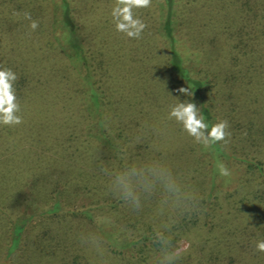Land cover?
<instances>
[{
    "label": "rangeland",
    "instance_id": "1",
    "mask_svg": "<svg viewBox=\"0 0 264 264\" xmlns=\"http://www.w3.org/2000/svg\"><path fill=\"white\" fill-rule=\"evenodd\" d=\"M156 1L74 0L81 41L90 54L108 51L101 78L109 83L114 118L105 125L118 144L110 158L89 138L85 96L73 92L76 86L57 91L60 80L75 85L77 71L64 68L49 49L52 0H0V69L15 73L21 117L18 124L0 123V264H264V251L256 248L264 240V36L257 38L264 1L252 0L249 12L236 7L237 0L223 10L196 0L181 27L187 38L180 46L190 59L200 55L208 62L203 67L211 85L204 94L217 122L227 121L225 157L168 116L176 99L190 96L167 69ZM122 3L136 5L133 12L145 24L138 39L115 29L112 9ZM24 11L38 21L35 30ZM227 25L251 30L255 52H232L230 36L216 31ZM12 105L0 106V117ZM153 163L171 171L174 189L157 181L145 190L133 170L146 174ZM122 180L135 200L123 195ZM56 202L61 209L53 212ZM22 221L17 236L14 227Z\"/></svg>",
    "mask_w": 264,
    "mask_h": 264
},
{
    "label": "trees",
    "instance_id": "2",
    "mask_svg": "<svg viewBox=\"0 0 264 264\" xmlns=\"http://www.w3.org/2000/svg\"><path fill=\"white\" fill-rule=\"evenodd\" d=\"M195 1L196 0H157L155 3L158 5V10L156 11V13H158L157 16L154 17V21H158V29L156 30L159 33L160 38L163 39V50L165 51L167 57V69L172 73H175L180 78V81L185 82L187 88L192 92L193 96L190 97V102L195 103L196 106L199 107L204 121L209 126L208 129H205V132H208L211 130V126L217 123V118L212 110L213 103L209 100L210 96L207 97L204 94L207 90L206 88H209L211 85L208 73L206 69L204 71L203 67V65L208 64V62L206 59L204 60L205 56L200 55H198L196 59H190V52L189 54L186 53V51L180 46V44L186 43L187 38H182L180 35L181 27L187 21L185 17L187 14L186 8H190ZM251 1L252 0H237L236 7L242 6L243 9L251 12L255 8L253 7L254 5ZM201 2L205 6L212 2V4H215L218 9L223 10L228 8L227 4H230L229 2L232 3L233 0H202ZM52 8V41L48 43L50 46L49 49L54 51L56 55L60 56V60L62 61L61 64L64 68L73 67L74 70L77 71H75L77 74H74L76 77L74 78L75 85L73 84V80H68V82H66V86H63L60 84V80V82H58L57 91L60 90L61 92L59 93H62V88L70 91L68 89L69 86L74 90V86H76V89L73 92H80L85 96L86 111L88 112L91 120V128L88 132V135L90 136L89 138L96 140L101 143V145H104L108 149L110 158H113L116 155L115 152L117 151L118 144L114 137H109L105 125L113 123L112 119L114 117L111 116L109 110V106L113 103V100L109 97V93L107 91L110 88L106 77H104V79L101 78V76L105 75V70L110 64V61L108 60L109 58H107L108 51L103 48H99L98 50H95V53L98 55L95 56L94 52H92L93 54H90L89 48L85 45V40L81 41L80 35L78 34L79 19L74 5V0H52ZM75 12L76 15L73 14ZM225 14L226 16L229 15L227 13ZM222 16L225 15H220V18H222ZM252 17L255 18L256 14H253L252 16L248 15V18ZM216 28L218 34H227L230 36V39L233 40L234 43L231 46L232 52H238L242 56H248L252 54V52H255L254 41H251L250 38V36L253 35V32H250L251 30L248 31L245 27H240L231 31L229 30L231 28H229L228 25L225 26V28H221L220 26ZM254 28H256V26L251 29ZM262 28V35L257 36V38L264 36V26ZM233 59L235 60L234 64L238 68V63L240 62L239 59H241V57L236 55L233 56ZM99 71L103 72L100 74ZM233 71L236 73L239 72V70L237 71L235 69ZM231 76L235 78L236 75L231 73ZM13 82L14 81H12V90L15 94L16 92H19V89L16 87L17 82ZM106 84L108 85V89L105 88ZM16 98L15 94V99ZM11 102L15 103V100H13L12 96L7 94V89H0V106L5 104L6 107H9L11 106ZM146 114V117L149 116L150 118L153 113L147 112ZM210 144L216 157L226 156V146L221 140ZM235 157L229 158L237 160L240 163L246 162L244 160L237 159L238 157ZM249 164V167H255L253 163ZM256 168H259V171L262 172L261 167ZM213 184H215V182H213ZM210 195L213 196V194ZM60 209V203L56 202L55 209L52 211L56 212L60 211ZM14 228V230L17 231L18 236V234L25 229V222L22 221L16 223ZM146 240L148 241V238L147 236H144L142 243H146ZM126 242L131 244V241L126 240ZM16 244L17 242L14 244V248L16 247Z\"/></svg>",
    "mask_w": 264,
    "mask_h": 264
},
{
    "label": "clouds",
    "instance_id": "3",
    "mask_svg": "<svg viewBox=\"0 0 264 264\" xmlns=\"http://www.w3.org/2000/svg\"><path fill=\"white\" fill-rule=\"evenodd\" d=\"M149 0H139V3L146 6ZM136 5L131 3L117 4L112 9V17L115 24V29L118 32L123 33L129 38H140L145 24L144 22L134 14L133 8ZM23 17L29 21V27L35 30L38 27V21L32 18L31 12L24 11ZM15 80V73L11 69L4 68L0 69V89H7V94L13 97L15 100V94L12 90V81ZM181 93L186 94L188 97L192 95V92L188 88L179 89ZM19 111L18 103H13L9 109L7 116L0 117V123L5 124H18L20 123L21 117L17 115ZM168 116L170 119H174L180 123L183 128L193 136L198 142L204 144L212 143L215 141L224 140L228 135L226 129L228 127L227 121L219 120L217 123L211 126V130L205 132L208 129V124L204 121L202 114L200 113L199 107L190 100L179 101L176 99V103L171 105L169 108ZM226 142V141H225ZM221 173L224 175L228 174V169L222 164L219 166ZM133 174L137 175L145 190H148L154 182H160L164 187L168 189H174L175 178L171 171L168 170L164 165L159 163H153L146 166L145 170L142 169L139 172L133 170ZM121 190L125 198L136 199L134 193L127 180L121 181ZM198 205V197L195 199V204L192 210H195ZM256 248L260 251H264V240H259L256 243Z\"/></svg>",
    "mask_w": 264,
    "mask_h": 264
}]
</instances>
